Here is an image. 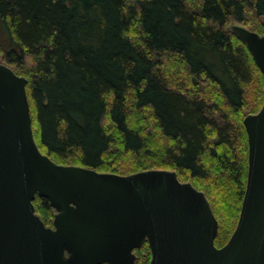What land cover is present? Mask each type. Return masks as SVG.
<instances>
[{
	"label": "trees",
	"instance_id": "obj_1",
	"mask_svg": "<svg viewBox=\"0 0 264 264\" xmlns=\"http://www.w3.org/2000/svg\"><path fill=\"white\" fill-rule=\"evenodd\" d=\"M231 19L263 35L264 0H0V60L28 79L43 153L120 175L176 171L206 193L222 247L246 191L244 118L264 104ZM34 204L52 225L49 200ZM135 254L150 264L149 242Z\"/></svg>",
	"mask_w": 264,
	"mask_h": 264
},
{
	"label": "water",
	"instance_id": "obj_2",
	"mask_svg": "<svg viewBox=\"0 0 264 264\" xmlns=\"http://www.w3.org/2000/svg\"><path fill=\"white\" fill-rule=\"evenodd\" d=\"M264 74V34L233 23ZM27 77L0 60V264H264V104L244 118L247 185L237 226L217 247L219 221L206 193L174 170L120 175L64 165L34 135ZM37 195L55 210L47 226Z\"/></svg>",
	"mask_w": 264,
	"mask_h": 264
},
{
	"label": "rangeland",
	"instance_id": "obj_3",
	"mask_svg": "<svg viewBox=\"0 0 264 264\" xmlns=\"http://www.w3.org/2000/svg\"><path fill=\"white\" fill-rule=\"evenodd\" d=\"M233 23H237L235 20H233V19H231L229 22H228V24H227V27H229V26H231V24H233ZM1 59V58H0ZM166 63V62H165ZM248 114H250V113H247V115ZM136 119H137V115H135L134 116ZM53 225V224H52ZM52 225H50V226H52Z\"/></svg>",
	"mask_w": 264,
	"mask_h": 264
}]
</instances>
